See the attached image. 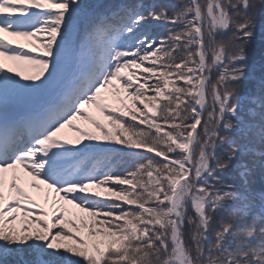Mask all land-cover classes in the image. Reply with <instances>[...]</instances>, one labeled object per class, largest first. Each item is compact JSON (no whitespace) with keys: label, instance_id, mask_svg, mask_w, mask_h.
<instances>
[{"label":"snow or ice","instance_id":"6c2138e0","mask_svg":"<svg viewBox=\"0 0 264 264\" xmlns=\"http://www.w3.org/2000/svg\"><path fill=\"white\" fill-rule=\"evenodd\" d=\"M258 34L264 0H0V264H264Z\"/></svg>","mask_w":264,"mask_h":264},{"label":"trees","instance_id":"16d2710c","mask_svg":"<svg viewBox=\"0 0 264 264\" xmlns=\"http://www.w3.org/2000/svg\"><path fill=\"white\" fill-rule=\"evenodd\" d=\"M98 0H84V2L90 6H94V4ZM121 0H105L101 5H99L96 9H104L107 7H111L115 4L120 3ZM153 0H145V3H152ZM155 3L158 4H170L175 3L176 0H154ZM155 34L160 35H166V31L163 29H155ZM249 64L251 66L252 72L251 75L253 78L259 77L262 73H264V34H258L256 40L252 43L250 46L249 51ZM127 103H131L130 101H126ZM147 127V126H142ZM113 166L120 170L121 165L118 161H113ZM260 187V178L257 177V188ZM96 191H99L98 189H94Z\"/></svg>","mask_w":264,"mask_h":264},{"label":"rangeland","instance_id":"374dc122","mask_svg":"<svg viewBox=\"0 0 264 264\" xmlns=\"http://www.w3.org/2000/svg\"><path fill=\"white\" fill-rule=\"evenodd\" d=\"M7 39H13V38H9V37H6ZM13 43H22V44H25L26 48L28 46H31L29 44V42L27 41H17V40H13ZM38 47V46H37ZM33 53L34 54H38V51H37V48H34L33 49ZM108 97H109V100L110 101H114L116 99V97L111 93V92H108L107 93ZM123 96V94H121ZM89 112L90 114H92L94 117H97L99 118V113L96 111V109H89ZM74 123H77L78 125H81V126H85V127H88L86 125L83 124V122L81 121H75ZM69 139H74L75 138V133H72L68 130H65V133H64ZM32 192V195L34 196V198H37L41 203H43V193L38 191V190H31Z\"/></svg>","mask_w":264,"mask_h":264}]
</instances>
